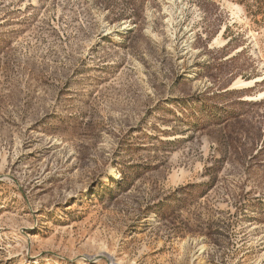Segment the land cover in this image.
<instances>
[{
  "label": "rangeland",
  "instance_id": "obj_1",
  "mask_svg": "<svg viewBox=\"0 0 264 264\" xmlns=\"http://www.w3.org/2000/svg\"><path fill=\"white\" fill-rule=\"evenodd\" d=\"M0 264H264V0H0Z\"/></svg>",
  "mask_w": 264,
  "mask_h": 264
},
{
  "label": "bare ground",
  "instance_id": "obj_2",
  "mask_svg": "<svg viewBox=\"0 0 264 264\" xmlns=\"http://www.w3.org/2000/svg\"><path fill=\"white\" fill-rule=\"evenodd\" d=\"M248 84L249 83H247V82H242V81H238L236 84H235V86H241V87H245V86H248Z\"/></svg>",
  "mask_w": 264,
  "mask_h": 264
}]
</instances>
